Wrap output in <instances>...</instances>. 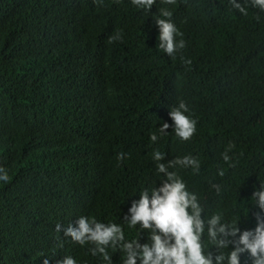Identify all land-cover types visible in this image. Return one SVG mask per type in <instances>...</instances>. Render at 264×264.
I'll return each mask as SVG.
<instances>
[{"label":"trees","instance_id":"16d2710c","mask_svg":"<svg viewBox=\"0 0 264 264\" xmlns=\"http://www.w3.org/2000/svg\"><path fill=\"white\" fill-rule=\"evenodd\" d=\"M162 7L184 41L173 56L156 48ZM149 11L130 0H0V264H105L56 226L79 215L124 226L135 190L160 184L153 149L161 163L198 162L175 170L206 212L255 226L245 201L264 180V11L241 14L228 0H155ZM180 100L193 135L169 127L151 141ZM106 252L121 264L119 249Z\"/></svg>","mask_w":264,"mask_h":264},{"label":"clouds","instance_id":"9594fccd","mask_svg":"<svg viewBox=\"0 0 264 264\" xmlns=\"http://www.w3.org/2000/svg\"><path fill=\"white\" fill-rule=\"evenodd\" d=\"M96 2L102 3V0ZM130 3L149 13L155 0H130ZM228 3L241 14L249 6L264 11V0H228ZM170 16L171 12L162 7L152 18L158 33L156 48L173 56L184 47V41L178 39L181 33ZM168 116L171 125L166 121L160 123L150 133L151 141L166 135L169 127L180 140H188L193 135L196 120L183 100L170 108ZM126 155L117 153V160ZM163 155L160 150H152L151 160L160 184L154 186L153 182L135 190L138 198L131 201L123 215L124 226L112 221L105 223L92 215H79L74 224L69 222L63 228L58 224L57 230L62 229L65 237L81 246L91 245L89 251L93 255L102 254L105 264L109 259L106 248L121 251V264H264V180L259 188H254L250 200L245 201V204L254 203L258 209L253 214L255 226L241 229L239 217L225 219L220 212H206L196 193L190 191L178 175L177 167H196L198 162L194 158L185 155L161 163ZM224 159H228L227 155ZM7 179V172L0 167V181ZM125 226L130 230L129 236L125 234ZM141 230H146L144 242L138 237ZM242 254H246L243 261ZM43 264H49L48 259ZM56 264H77V260L65 255Z\"/></svg>","mask_w":264,"mask_h":264}]
</instances>
